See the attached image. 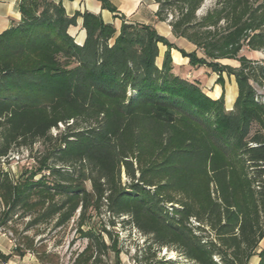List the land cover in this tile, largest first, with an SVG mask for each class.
I'll return each instance as SVG.
<instances>
[{
	"label": "trees",
	"instance_id": "16d2710c",
	"mask_svg": "<svg viewBox=\"0 0 264 264\" xmlns=\"http://www.w3.org/2000/svg\"><path fill=\"white\" fill-rule=\"evenodd\" d=\"M98 1L118 27L100 11L19 0L20 20L0 33V229L16 239L0 232L13 254L61 264L35 237L73 220L84 245L70 264H122L119 223L144 237L133 264H264V58L242 53H264V0H210L202 13L206 0H153L190 52ZM78 19L81 44L68 33ZM172 48L217 84L234 77L231 109L173 72ZM20 148L31 163L14 176L1 163Z\"/></svg>",
	"mask_w": 264,
	"mask_h": 264
},
{
	"label": "crops",
	"instance_id": "0c3cea01",
	"mask_svg": "<svg viewBox=\"0 0 264 264\" xmlns=\"http://www.w3.org/2000/svg\"><path fill=\"white\" fill-rule=\"evenodd\" d=\"M55 3L61 2L68 15L75 11L83 12L84 10L94 12L100 11L103 20L107 23H113L116 27L119 26L120 20L114 18V14L106 9H101L98 0H52ZM122 13L125 18L132 22L150 24L154 26L156 31L166 37L171 43L186 52L193 51L195 46L183 38H176L172 35L169 25L166 22H156L155 11L157 4L153 0H109ZM19 0H0V33L20 20V12L18 9ZM68 33L74 38L77 44H81L85 38V32L81 28V19L77 20L76 26H70ZM166 50L165 46H159V55L162 58ZM242 53L250 59L253 55H260L261 52L243 50ZM170 56L173 64V72L180 74L190 80H196L201 89L212 99L218 98L222 92L224 93V104L226 109H231L233 102L237 96V86L234 77L222 75L223 79L230 82V90L227 91L225 86H220L215 82L212 75H217L205 67H192L188 64V58L182 57L176 49H170ZM159 57V56H158ZM157 57V58H158ZM175 57V58H174ZM257 57V56H256ZM176 59V60H175ZM221 64L238 67L239 63L233 59H222ZM204 77V79L202 78ZM264 86V81H263ZM0 253L8 256L5 261L7 264H40L37 258L32 253H25L23 256L13 254V242L3 233L0 232Z\"/></svg>",
	"mask_w": 264,
	"mask_h": 264
},
{
	"label": "rangeland",
	"instance_id": "374dc122",
	"mask_svg": "<svg viewBox=\"0 0 264 264\" xmlns=\"http://www.w3.org/2000/svg\"><path fill=\"white\" fill-rule=\"evenodd\" d=\"M210 0H206L203 4L199 13H202L206 7L209 5ZM257 56V57H256ZM260 55H253L251 58H258L252 60H261L264 58V53L261 52L262 58H259ZM162 58L159 57L156 59V63L158 66L161 65ZM217 80L215 75H212ZM204 79V77H202ZM220 85V84H219ZM220 86H225L227 91L230 90V82L227 79H223V83ZM59 128H62V125H59ZM57 130L52 129L51 134H55ZM42 146L39 142L35 143L32 148V153L36 154L39 150H41ZM30 151L25 148H20L18 150H13L10 152L8 158H6L2 163V167L4 170H8L12 175L17 176L20 171L29 166L30 161ZM15 228L18 229V232L22 231L23 223L22 221H17L13 223ZM116 230L119 234V239L121 240V245L123 246V253L121 254L122 264H133L131 256L134 254V251L137 246H142L144 242V237L138 233V231L128 225L117 224ZM1 232H4L8 237L16 239V236L12 235L8 229L3 228L0 229ZM22 233V232H21ZM26 234H32V231H27ZM42 241L46 246V250L49 252L56 253L59 256V262L61 264H70V259L73 252L80 250L84 241L81 240L76 231L75 224L73 220L70 223L61 229H50V227H46L44 230V234L35 237V241ZM264 241H261L260 246H263ZM161 255H165L167 258H175L176 254L170 250L163 249L161 251ZM257 261L256 257H253L249 264H254Z\"/></svg>",
	"mask_w": 264,
	"mask_h": 264
},
{
	"label": "built area",
	"instance_id": "2783aa9c",
	"mask_svg": "<svg viewBox=\"0 0 264 264\" xmlns=\"http://www.w3.org/2000/svg\"><path fill=\"white\" fill-rule=\"evenodd\" d=\"M263 88H258V94L256 95V99L264 103V94L262 93ZM1 264H7L5 262H2Z\"/></svg>",
	"mask_w": 264,
	"mask_h": 264
},
{
	"label": "bare ground",
	"instance_id": "6f19581e",
	"mask_svg": "<svg viewBox=\"0 0 264 264\" xmlns=\"http://www.w3.org/2000/svg\"><path fill=\"white\" fill-rule=\"evenodd\" d=\"M175 58V57H174ZM176 60V59H175Z\"/></svg>",
	"mask_w": 264,
	"mask_h": 264
}]
</instances>
